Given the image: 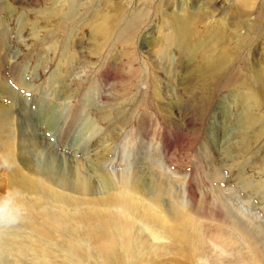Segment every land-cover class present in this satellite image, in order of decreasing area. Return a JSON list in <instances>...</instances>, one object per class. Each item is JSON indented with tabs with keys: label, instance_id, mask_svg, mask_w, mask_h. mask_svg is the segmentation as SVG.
<instances>
[{
	"label": "rangeland",
	"instance_id": "obj_1",
	"mask_svg": "<svg viewBox=\"0 0 264 264\" xmlns=\"http://www.w3.org/2000/svg\"><path fill=\"white\" fill-rule=\"evenodd\" d=\"M130 1L0 0V105L10 108L15 123L12 129L15 149L20 141L19 122L27 125L29 117L52 143L53 135L61 133L64 141L60 138V142L68 140L62 145L68 146L64 148L70 154L78 155L87 149L92 153L94 148L103 151L101 147L108 146L110 160L116 159L115 165L126 156L128 162L136 165L144 157L142 146L162 164L159 154L166 141L169 145L164 146V152L171 168L168 172L177 179L178 187L183 184L182 176H190L192 183L190 180L189 183L196 187L199 198L208 188L200 181V173L204 172L206 178L218 167L227 183L224 186L233 194L225 190L224 197L255 214L264 227V188L250 197L242 188L248 183L264 184V126L262 135L250 138L248 148L226 145L238 140L237 128L228 124L236 122L242 109L250 107L249 89L243 90L242 103L234 98L233 89L216 94L212 86L203 104L197 102L199 98L189 100L185 93L190 87L197 89L185 87L209 70L219 76L221 70L227 69L228 81L234 82L243 71V57L246 66L259 64L264 57V0H254L249 7L240 8L235 6V0H181L182 9H176L177 0ZM118 7L147 12H143L129 45L121 46L113 40L104 45L102 37L93 35L94 20L102 19L104 13L113 15L120 10ZM64 12L72 17L62 18ZM97 12L99 16L95 15ZM175 15L182 16L184 21L185 38L180 46L171 39L174 27H178V22L171 18ZM51 33L54 35L50 36ZM243 37H251L247 54L238 53L233 44L236 40L242 44ZM160 44L167 49L159 50ZM237 54L239 59L235 60ZM153 63H159L158 69ZM151 77L157 78L153 88L148 86ZM6 92L14 97H3ZM263 98L264 90L257 95L258 100ZM219 101H223L221 108L217 107ZM160 106L168 108L171 115L161 113ZM56 107H61L62 112ZM51 110L61 112V122L67 117L70 125L79 116L74 129L65 124L66 131L72 130L69 135L48 128L49 118L45 121L44 116ZM254 112L259 117L263 110ZM110 114L118 120L111 123ZM204 140L210 146L206 153L201 147ZM144 162L142 166L148 167ZM119 163L118 167L122 162ZM104 165L109 166L107 161ZM240 173L249 179L247 183L241 180ZM149 176L150 173H141V178ZM13 199L12 192L0 184V245L11 238L25 245L15 244L9 250L1 245L0 264H45L43 250L32 245L39 235L16 214ZM192 216L202 226L215 223L227 228L222 220L213 221L206 214ZM5 222L19 227H8ZM54 249L52 262L60 263L65 258L71 264V253Z\"/></svg>",
	"mask_w": 264,
	"mask_h": 264
},
{
	"label": "bare ground",
	"instance_id": "obj_2",
	"mask_svg": "<svg viewBox=\"0 0 264 264\" xmlns=\"http://www.w3.org/2000/svg\"><path fill=\"white\" fill-rule=\"evenodd\" d=\"M253 2L235 0V6L249 7ZM182 5V1L177 0L176 9H182ZM118 9L113 15L104 13L102 19L94 20L93 35L102 37L104 45L112 40L121 46L129 45L143 19V12H147L141 9L125 11L123 7ZM61 17L71 18L72 15L64 12ZM171 18L178 22L171 39L180 46L185 38L183 17L175 15ZM242 41V44L239 40L233 44L238 53L245 51L247 54L251 37H243ZM162 46L160 44L159 50L167 49ZM234 59L238 60L239 54ZM153 64L158 69L159 63ZM165 64V69L169 71L168 63ZM242 65L243 71L234 82L228 81L227 69L221 70L219 76L209 70L205 76L185 87L196 86L197 89L190 87L185 93L189 100L199 98L197 102L202 104L212 86L216 94L233 89L238 103L244 99L243 90L249 89L250 107L242 109L236 122L228 120L230 128L233 125L237 128L238 140L226 144L234 149L248 148L250 138L262 135L264 126V98L257 99V95L264 90V57L252 67L246 66V58L243 57ZM156 80V77L149 78L148 86L153 88ZM3 97L12 98L14 94L6 92ZM222 103L219 101L217 107L221 108ZM56 108L62 112L61 107ZM167 109L160 106L161 113L170 116ZM255 110H263L262 115L258 117ZM61 112L51 110L44 120L49 118L46 121L48 128L53 130L54 127L57 134L61 131L68 134L77 126L79 116L78 121L70 125L67 117L61 122ZM24 114L27 112L24 111ZM108 120L114 123L118 118L110 114ZM67 123L71 126L69 131H66L67 127L65 129ZM14 126L10 108L0 105V184L14 195L12 205L16 214L23 217L31 230L39 235L38 239L32 240V245L43 250L45 264H69L65 258L60 263L52 262L55 247L71 253V264H264V227L255 214L224 197L225 190L228 194H232V190L224 186L227 183L223 181L218 167L206 178L205 173L200 171L198 177L208 188L198 198L196 187L189 183L190 176H182L184 178L180 179L185 182L180 180L183 184L179 183L181 187H178L177 179L168 172L171 168L164 152V146L169 145L166 141L159 154L162 164L147 153V147L142 146L144 157L136 165L128 162L127 156L117 160L115 165L116 159L110 160L111 149L107 150L108 141L107 148L101 147L103 151L94 148L92 153L91 149H87L79 156L77 153L70 154L65 151L68 146L62 145L68 140L60 142L61 133L60 136L53 135V144L30 117L27 125L19 122L20 141L15 149ZM141 135L145 138L144 133ZM206 140L201 144L205 153L210 147ZM106 161L109 166L104 165ZM119 162H122L121 169L117 164ZM143 162L148 167L142 166ZM205 162L201 161V164ZM143 172L150 173V176L141 178ZM239 177L246 183L249 180L243 173ZM242 188L250 197L254 191L264 188V184L248 183ZM190 213L202 217L206 214L213 221L222 220L227 228L214 225V222L210 226H202ZM5 223L8 227H19ZM2 243L7 250L15 244L25 245L14 238L4 239Z\"/></svg>",
	"mask_w": 264,
	"mask_h": 264
}]
</instances>
